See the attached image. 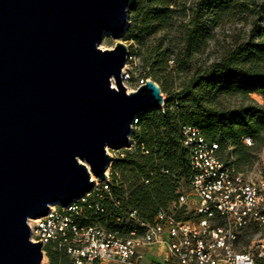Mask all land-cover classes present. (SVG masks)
I'll return each mask as SVG.
<instances>
[{
    "label": "water",
    "instance_id": "1",
    "mask_svg": "<svg viewBox=\"0 0 264 264\" xmlns=\"http://www.w3.org/2000/svg\"><path fill=\"white\" fill-rule=\"evenodd\" d=\"M129 3L0 0V264H40L28 221L105 180L107 149L164 101L151 79L127 92L124 43L99 48L123 34Z\"/></svg>",
    "mask_w": 264,
    "mask_h": 264
},
{
    "label": "built area",
    "instance_id": "2",
    "mask_svg": "<svg viewBox=\"0 0 264 264\" xmlns=\"http://www.w3.org/2000/svg\"><path fill=\"white\" fill-rule=\"evenodd\" d=\"M131 59L128 53L121 72L122 83L132 86L130 92L150 79L143 76L138 66H130ZM111 83L114 84L113 79ZM163 100L156 109L162 114L166 112L165 95ZM138 117L130 125L128 146L122 148L125 152L115 157L109 154L105 180L91 174L93 186L89 192L71 205H51L44 216L28 221L31 241L41 242L40 264H52L54 253L67 258L68 264H139V249L153 244L166 248L162 264H261L264 252L245 248L239 239L248 229L264 226V157L251 166H238L229 148L221 150L199 129L181 126L188 174L176 181L166 203L156 202L152 215L143 218L111 191L113 187L126 188L120 179L125 167L113 164L128 154L144 156L150 152L134 136L140 131ZM244 143L251 146L252 140L245 138ZM141 182L148 184L147 179ZM101 201L114 210V223L132 225L128 234L99 222L98 216L104 211ZM62 261L59 258L57 264Z\"/></svg>",
    "mask_w": 264,
    "mask_h": 264
},
{
    "label": "trees",
    "instance_id": "3",
    "mask_svg": "<svg viewBox=\"0 0 264 264\" xmlns=\"http://www.w3.org/2000/svg\"><path fill=\"white\" fill-rule=\"evenodd\" d=\"M171 6H174L173 0L132 1L129 9L138 15L135 22L139 33L137 40L144 33L171 29L175 23L172 16L175 10ZM194 8L193 13H206L214 24L234 9L244 16H253L254 21L248 40L228 51L220 61L196 71L179 91L168 95L165 113L153 110L139 115L140 131L134 136L150 152L144 156L128 154L115 162L114 167L121 164L125 167L122 180L131 178L133 183L125 189L113 187L111 191L125 206L137 210L143 218L152 215L156 202L166 203L173 195L176 181L188 174L189 160L187 150L181 144V126L199 129L206 139L217 142L221 150L229 148L238 166H251L250 153L264 142V105L250 100L249 104L236 109L219 106V98L223 96L247 98L251 94H258L264 98V0H198ZM181 27L186 38V61L199 51L197 45L207 35L206 29L195 18ZM126 36L129 37V34ZM176 62L179 63L178 60ZM161 64L158 63L159 66ZM140 72L153 80L144 70ZM170 107L174 108L170 111ZM245 138L252 140L251 146L244 143ZM165 170L168 172L163 173ZM142 179H147L148 184L144 185ZM101 204L104 211L98 216L99 222L119 230L121 234H128L132 225L114 223V210L106 201H101ZM59 258L64 261L62 256L54 253L50 261L57 264Z\"/></svg>",
    "mask_w": 264,
    "mask_h": 264
},
{
    "label": "rangeland",
    "instance_id": "4",
    "mask_svg": "<svg viewBox=\"0 0 264 264\" xmlns=\"http://www.w3.org/2000/svg\"><path fill=\"white\" fill-rule=\"evenodd\" d=\"M132 1L137 0H130V3ZM197 1L173 0L174 6L171 7L175 10L172 15L175 20L174 26L171 29H161L152 34L144 33L139 38L140 40L136 38L139 33L138 26H135L138 15L131 13L128 7L127 24L123 34L118 39H114L110 33H107L100 42L99 48L111 49L117 41L124 43L128 52L132 55L130 66H138L139 71L144 70L148 73L160 86L163 96L165 95L167 98L168 95L179 91L196 71L205 69L210 64L220 61L228 51L250 37V29L254 21L253 16H244L238 12V9H234L217 24H214L206 13H193ZM256 1L260 2L261 0ZM191 18H195L206 29L207 36L204 41L197 45L199 51L190 60L185 61L186 38L181 25L188 23ZM127 34H129V37L126 36ZM158 63L162 64L159 66ZM183 68L184 70H182ZM122 84L127 92L131 91L132 86H130V83L125 82ZM250 100L264 105V98L258 94H251L247 98L241 96L220 97L219 106L223 109H236L249 104ZM107 152L115 157L124 153L125 150L113 151L107 149ZM250 157L252 158V165L264 157V142L258 144V148L250 153ZM118 167L124 166L121 164ZM126 174H129V172L127 171ZM122 178L121 174L120 179L122 180ZM122 181L127 187L133 183L131 178H125ZM239 244L247 249L252 248L256 253L264 252V226L245 231L239 239ZM139 253L142 255L139 264H152L153 262L162 264L166 255V248L160 244H153L140 248ZM61 264H68L67 258H64Z\"/></svg>",
    "mask_w": 264,
    "mask_h": 264
}]
</instances>
